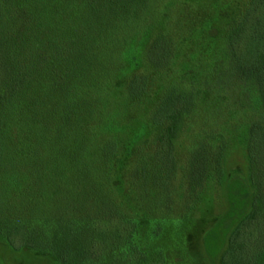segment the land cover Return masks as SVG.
I'll return each instance as SVG.
<instances>
[{
	"label": "trees",
	"instance_id": "trees-1",
	"mask_svg": "<svg viewBox=\"0 0 264 264\" xmlns=\"http://www.w3.org/2000/svg\"><path fill=\"white\" fill-rule=\"evenodd\" d=\"M197 1L0 0V238L11 250L90 264L96 242L73 228L93 229L91 210L117 252L111 264H147L159 222L185 221L202 200V182L188 193L190 156L203 148L223 160V147H211L222 134L201 125L203 90L249 91L264 120V0L234 13L222 54L206 59L203 38L214 34ZM250 132L246 171L222 172L226 209L206 230L221 225L228 248L244 223L264 222V176L251 156L264 140ZM158 144L169 155V202L158 198ZM139 179L146 208L129 196Z\"/></svg>",
	"mask_w": 264,
	"mask_h": 264
},
{
	"label": "rangeland",
	"instance_id": "rangeland-1",
	"mask_svg": "<svg viewBox=\"0 0 264 264\" xmlns=\"http://www.w3.org/2000/svg\"><path fill=\"white\" fill-rule=\"evenodd\" d=\"M247 2L248 0L197 1L195 8L197 10L196 15L198 21H205L207 24L202 29H209V35L211 33L214 34L213 43L209 36L203 38L202 45L204 48L202 47L201 49L203 56L207 54H211V56L222 54L221 49L224 39L222 35L225 32L226 25L231 22V19L235 15L234 13L240 14L244 10ZM230 13L233 14L231 15ZM224 16L225 18L223 19ZM207 57L208 55L204 59ZM200 101L202 103L199 106V114L204 113L201 117L202 120L200 119L203 129L208 130L209 128H214L222 134L219 137L220 139L214 140V145L211 147L217 152L223 147V160L222 163H219L220 157L217 153H212L211 156L207 155L203 148L190 156L187 162V165H189L186 181L188 193H194L202 182V185H204L201 193L202 200L197 204L198 206L196 205L194 209L190 210L185 221L179 222L177 219L180 213H175L176 216H173L168 221L159 222L161 229L158 235L160 236L149 242V258L147 264H237L239 259L235 256V252L240 247V242L245 244L247 252L238 264H264V222L259 221L254 224V222L247 221L246 224L244 223L241 227L238 243L232 248H228L227 246L226 232L222 229L221 225L215 230V235L206 234V230L210 231L213 227V219L222 215L226 209L223 190L224 180L220 179L222 172L235 167L245 173L247 166L245 145L248 142L250 129L256 140H264V120L259 115L260 111L258 109L260 106L258 99L249 91L246 92L233 86L232 90L226 91L224 94L211 93L205 88L203 90V98ZM209 108L213 114H207V109ZM250 141L251 138L249 139ZM157 149V159L160 160L158 162L163 165L160 168L162 172L159 174L161 178L157 179V181L161 179L158 184L161 194L158 198L161 201L169 202V190L167 189L168 183L171 181V174L168 173L170 167L169 155L164 144H158ZM255 149L258 151L257 153L254 151V154L251 155L252 161L257 167L261 168L264 176V152L259 150L258 147ZM253 172L255 173V179H253L252 183L254 186L259 187L262 183L258 177L259 171L255 170ZM204 173L209 174V179L205 180V182H203L205 177H202ZM254 173L252 174L254 175ZM141 179L143 180L144 178ZM140 181V179L135 181V193L129 196L136 207L146 208L148 202L145 196L140 194L146 191V186L144 184L142 185ZM182 182L184 184L183 180ZM262 198L264 197L262 196ZM5 207V205H1L0 207L2 217L6 213L4 210ZM263 214H260L259 220L261 221L264 218ZM89 217L92 220L90 223H94L95 225V227L93 225V229H88L86 224H79L80 221L74 223L75 226L73 229L77 237H83L85 240L91 238L96 242L95 257L90 264H111L117 252L110 245L106 230L98 226V222L103 218L98 213L94 215V212L91 210L89 211ZM157 223L158 221L151 223L150 233H153L152 227L157 228L155 227ZM36 226L46 227L41 224H36ZM203 236L204 239H202ZM124 248H126V245ZM0 264L79 263L74 262L73 259L62 263L53 256L43 252L31 250L13 251L5 243V240L0 238Z\"/></svg>",
	"mask_w": 264,
	"mask_h": 264
}]
</instances>
